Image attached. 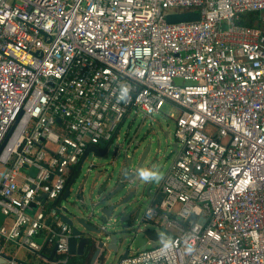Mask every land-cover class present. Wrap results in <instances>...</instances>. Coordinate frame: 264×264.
Wrapping results in <instances>:
<instances>
[{
  "label": "built area",
  "instance_id": "obj_1",
  "mask_svg": "<svg viewBox=\"0 0 264 264\" xmlns=\"http://www.w3.org/2000/svg\"><path fill=\"white\" fill-rule=\"evenodd\" d=\"M163 103L178 151L142 220L170 239L116 264H264V0H0V264H70L53 202Z\"/></svg>",
  "mask_w": 264,
  "mask_h": 264
},
{
  "label": "water",
  "instance_id": "obj_2",
  "mask_svg": "<svg viewBox=\"0 0 264 264\" xmlns=\"http://www.w3.org/2000/svg\"><path fill=\"white\" fill-rule=\"evenodd\" d=\"M166 20L168 23L195 21L198 20V13L171 14L167 16ZM165 136H168V134H165ZM138 145L139 143L135 144L136 147ZM109 146L104 147L102 150L96 147L89 148L83 160L74 169L71 177L67 179L62 195L53 202L60 220L70 229L67 240L68 254L70 256L82 257L83 255L87 256L93 251V256L90 258L88 264H105L104 249L117 252V233H122L123 238L127 239L129 245L132 247V251L126 250L119 260L126 258L128 253L139 250L149 242L155 245V242L159 238V235L155 231L142 229L141 223L146 221L142 220V218H140V221H137L139 217V205L136 204L135 191H131V185L148 157L151 142H147L144 145L135 165L132 164V157L125 154V158L115 176L112 173L106 174V170L103 172L97 170V164L89 166L87 171H95L93 181L97 185L93 202H85L82 195V186L76 189L72 198L70 197L71 186L78 178L87 156L91 154L99 161L107 154ZM172 148L173 152H177L178 148L175 142H173ZM117 151L118 148H115L114 154ZM86 179L87 175H85L83 180L86 181ZM124 190H126L125 193ZM141 190L144 199L148 201L147 208H153L163 197L158 186L154 192L151 191L150 183L143 184ZM42 198H45V195ZM64 201L71 202L63 206L62 203ZM31 206L35 207L34 205ZM3 219L4 216L0 214V224ZM194 220L195 216L191 215L184 222V226ZM111 222H118L122 231L117 233L107 232V227ZM99 235H102V238H99ZM55 249L56 246L53 247L51 255H53Z\"/></svg>",
  "mask_w": 264,
  "mask_h": 264
},
{
  "label": "rangeland",
  "instance_id": "obj_3",
  "mask_svg": "<svg viewBox=\"0 0 264 264\" xmlns=\"http://www.w3.org/2000/svg\"><path fill=\"white\" fill-rule=\"evenodd\" d=\"M178 116V109L170 103H163L160 107V112L153 114L152 116L145 118L141 115L129 116L121 125L117 137L109 146L107 154L104 158L98 161L91 154L87 156L78 178L71 186L70 197L72 198L76 189L82 186V195L85 202H93L97 191V185L93 181L95 171H87L89 166L91 164H97V170L101 172L106 170V174L112 173V175L115 176L125 158V154L132 157V164L135 165L137 163V159L142 153L144 145L147 142H151L150 152L140 170V172L146 171L151 175L147 180H145L141 178L139 173L131 185V191H135L136 204L139 205V217L137 221H140V218H142L148 206V201L144 199L141 190L143 184L150 183L151 191L154 192L176 157V152H173L172 144L175 120ZM165 134H168V136H165ZM136 143H139L137 147L135 146ZM115 148H118L116 154H114ZM85 175H87L86 181L83 180ZM125 192L126 190H124V193ZM69 202L71 201H64L62 205L66 206ZM141 226L142 229L156 231L160 237L166 240L170 239V237L165 234L163 229L158 228L151 222H143L141 223ZM120 231H122V228L118 222H111L107 227V232L117 233ZM102 235H99V238H102ZM117 238V252L108 251L106 249L103 250L105 264H116L126 250L132 251L129 241L123 238L122 233H117ZM155 244H161V239H158ZM152 247L153 245L149 242L144 247L140 248L139 251L150 249ZM15 252L20 258H32L31 255L26 254L24 249L19 248L12 251V253Z\"/></svg>",
  "mask_w": 264,
  "mask_h": 264
},
{
  "label": "trees",
  "instance_id": "obj_4",
  "mask_svg": "<svg viewBox=\"0 0 264 264\" xmlns=\"http://www.w3.org/2000/svg\"><path fill=\"white\" fill-rule=\"evenodd\" d=\"M256 15L255 14H246L243 15L240 20L239 23L240 24H244V25H251L252 24V20L254 19ZM86 259L84 258H75V257H71L70 258V264H86Z\"/></svg>",
  "mask_w": 264,
  "mask_h": 264
},
{
  "label": "crops",
  "instance_id": "obj_5",
  "mask_svg": "<svg viewBox=\"0 0 264 264\" xmlns=\"http://www.w3.org/2000/svg\"><path fill=\"white\" fill-rule=\"evenodd\" d=\"M173 142H175V141H174V138H173ZM96 148L99 149V150H102V149H104V146H103V145H98V146H96ZM158 186H159V185H158ZM155 232H156V231H155ZM71 257H75V258H78V259H79V258H84V259H86V262H87L86 264H88V262H89V260H90V258H89L88 255H87V256L83 255L82 257H79V256H70V258H71Z\"/></svg>",
  "mask_w": 264,
  "mask_h": 264
},
{
  "label": "clouds",
  "instance_id": "obj_6",
  "mask_svg": "<svg viewBox=\"0 0 264 264\" xmlns=\"http://www.w3.org/2000/svg\"><path fill=\"white\" fill-rule=\"evenodd\" d=\"M150 175H151V174L148 173V172H146V171H141V172H140V176H141V178H142V179H145V180H147V179L149 178Z\"/></svg>",
  "mask_w": 264,
  "mask_h": 264
},
{
  "label": "flooded vegetation",
  "instance_id": "obj_7",
  "mask_svg": "<svg viewBox=\"0 0 264 264\" xmlns=\"http://www.w3.org/2000/svg\"><path fill=\"white\" fill-rule=\"evenodd\" d=\"M89 258L93 256V251L88 254Z\"/></svg>",
  "mask_w": 264,
  "mask_h": 264
}]
</instances>
